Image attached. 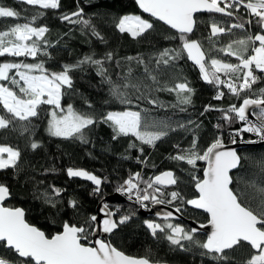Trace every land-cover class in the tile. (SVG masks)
Listing matches in <instances>:
<instances>
[{
  "label": "snow or ice",
  "instance_id": "6c2138e0",
  "mask_svg": "<svg viewBox=\"0 0 264 264\" xmlns=\"http://www.w3.org/2000/svg\"><path fill=\"white\" fill-rule=\"evenodd\" d=\"M18 2L30 6L35 12L28 22L15 23L7 30L0 31V57H24L38 62H0V131L10 129L18 131L21 136H30L33 118H38L41 111H46V130L52 137L78 139L87 143L85 129L103 123L112 129L114 140L131 137L139 141L140 145L155 148L158 141L168 136L169 131L176 130L170 122L150 119L147 115H142L141 111H107L97 116L95 113L78 111L71 104L65 107L62 105L65 89L73 87L70 73L84 65L94 66L96 75L109 85L110 95L121 104L132 105V97L135 96L137 101L146 100L153 106L164 107L152 94L166 91L175 94L176 104L172 107H178L192 103L194 89L186 79L171 85L162 83L161 67H175V62L186 55L198 67L201 79L217 89L213 99L222 100L226 94L222 89H227L231 96L242 100L239 105L231 104L227 108L206 105L201 115L218 111L225 124L242 123L243 126L236 129L233 136L242 138L243 133H251L264 141V87H253L264 81V0H135L143 13L174 31V35L165 38L178 39L180 46L164 48L148 60L127 57V60H136L138 65L143 66V75L134 77L129 68L116 81L111 79L105 67L106 61L113 60L112 52L99 59L93 55L84 56L74 64H63L59 71L46 68L45 62L38 60V57L49 56L47 48L52 46L46 39L49 29L47 26H36V21L45 14L42 10H58L61 0ZM241 9L252 19L245 20L240 16ZM201 12L229 18L226 24L211 22L207 39L210 49L235 58V63L212 56L199 40L192 38L197 23L196 14ZM19 17L18 11L0 5V18ZM60 19L69 24L80 25L82 32L87 30L102 43L106 42L93 21L84 18L82 8L77 7L75 11L61 15ZM114 24L119 33H126L133 40L143 37L155 27L153 21L139 15H124L117 18ZM253 24L257 28L255 34H251L246 28V25L250 28ZM234 29L245 34L217 48L221 36H235ZM85 104L89 109L93 107L87 100ZM45 105L49 108L43 109L42 106ZM180 110L186 109L181 107ZM250 115L254 116L255 122L249 118ZM179 127L184 128L185 125L180 124ZM215 127L219 130L223 125L218 123ZM232 143L235 144L236 140L232 139ZM39 147L38 142H30L33 151ZM137 147L135 142L129 144V148ZM174 147L177 154L169 159L184 162L193 170L191 176L196 193L194 198L185 201L178 191H171L167 194L170 199H161L165 195L163 189L177 183L172 171L162 172L148 180H144L141 173L136 172L115 191L127 195L130 200L135 196L142 208H147L145 202L162 205L181 200L207 214V224L199 225L200 229H211L210 233H205L204 240L195 238L198 228L186 230L168 222L172 218V212L164 214V224L144 221L153 237L158 232L164 233L170 244L181 250L188 251L191 247L201 249L200 255L215 261V264H233L235 257L232 253L242 249L248 251L249 255L238 264H264V180L259 185L249 182L248 189L251 191L233 187L234 178L231 173L241 166V157L236 150L226 148L221 136H216L206 148L200 149L198 137L193 132L189 147L181 148L179 144ZM139 151L143 154V147H139ZM20 160L21 151L18 148L0 144V171L11 168L18 172ZM137 162L146 163L139 158ZM198 162L205 165L202 176L195 174ZM258 166L261 173H264V161L258 162ZM66 172L69 178L90 181L95 186L93 192L100 193L104 183L102 178L83 169L69 167ZM141 183L145 185L143 188ZM49 188L50 191L45 189L39 198L55 208L60 203L57 198L61 197L64 189L54 185ZM10 196L8 186L0 183V249L11 254V258L0 255V264H155L147 256L126 255L102 239L88 242L90 236L99 232L111 234L131 219L130 215L113 219L115 212L109 210L107 203L100 209L104 217L102 220L97 215H90L82 224L65 221L62 231L49 236L26 221L22 208L4 206ZM68 207L77 210L78 202L69 200ZM175 210L179 212L180 208ZM184 242H188V247Z\"/></svg>",
  "mask_w": 264,
  "mask_h": 264
},
{
  "label": "trees",
  "instance_id": "16d2710c",
  "mask_svg": "<svg viewBox=\"0 0 264 264\" xmlns=\"http://www.w3.org/2000/svg\"><path fill=\"white\" fill-rule=\"evenodd\" d=\"M0 5L20 13L18 19L0 18V31L7 30L15 23L28 22L35 12L33 8L19 3L18 0H0ZM77 7L83 9L85 19L93 21L97 31L102 34L106 42L102 43L98 38L91 36L87 30L82 32L80 25L61 21V15L71 13ZM42 11L45 14L36 21V26H47L49 32L46 33V39L52 46L47 48L49 56L40 55L38 60L44 61L45 67L51 71H59L63 64H74L84 56L93 55L94 58L99 59L103 58L106 53L112 52L113 60L106 61L105 67L113 81L125 75L129 68L132 69L134 77H140L143 75V66L138 65L136 60H127V57H140L148 60L164 48L180 46L178 39L165 38L174 35V31L141 15L133 0H61V7L58 10ZM124 15H139L153 21L155 27L145 33L143 37L133 40L128 34H121L115 28L114 21ZM239 15L243 16L245 20L252 19L243 9ZM196 19L197 23L192 38L199 40L204 49L210 51L212 56L235 63V58L226 57L222 53L210 49L207 39L211 22L226 24L229 18L215 14H198ZM246 28L251 34H255L257 30L255 24L250 28L246 25ZM233 32L235 36L230 34L221 36L216 47L223 46L231 39L245 34L238 29H234ZM21 60L27 63L38 62L24 57H0V62H19ZM161 72L163 73L160 77L162 83L171 85L187 80L190 87L194 89L190 105L172 107L176 104V96L174 93L166 91L152 94L164 107L153 106L146 100L137 101L135 96L132 97L134 100L132 105L121 104L119 100L110 95L109 85L96 75L95 67L89 65H84L81 69L70 73L73 87L65 89L62 99V105L65 107L71 104L78 111L95 113L97 116L107 111L132 110L141 111L142 115H147L150 119L170 122L176 130L169 131L168 136L158 141L155 148L140 145L139 141H135L131 137H120L114 140L112 129L103 123L85 129L87 143H82L78 139L52 137L46 130L48 120L46 111H41L38 118H33V129L30 136L28 134L21 136L18 131L10 129L0 131V144L12 146L21 151L18 172L11 168L0 171V183L8 186L11 193L4 205L22 208L27 222L51 236L61 230L65 221L82 224L88 216L94 215L99 201L115 193L116 187L136 172H140L143 179L148 180L159 173L172 171L177 183L164 188L165 195L161 199H170L167 194L171 191H178L185 201L192 199L195 196L194 182L191 176L193 170L184 162L169 159L170 156L177 154L174 145L179 144L181 148L189 147L193 139V132L198 137L200 149L206 148L216 136H221L224 143L228 144L229 135L241 128L242 123L234 122L227 125L220 119L221 113L218 111H209L203 115L201 113L204 111V107L209 104L216 108H227L231 104L239 105L241 100L231 96L227 89H222L226 93L222 100L213 99L217 89L201 79L198 67L189 61L186 55L175 62V67L163 68L162 66ZM253 87L257 89L264 87V81ZM86 100L92 104L91 109L85 104ZM181 107L186 110L181 111ZM42 108L47 109L49 106L45 105ZM218 123L223 125L219 130L215 127ZM180 124L185 127L180 128ZM235 140L236 143H248V141H254V138L248 133H243L242 138L235 136ZM31 141L38 142L40 147L33 151L30 148ZM133 142L138 145L137 148H129V144ZM139 147H143V154L139 151ZM237 154L241 157V166L231 173L234 178L233 187L251 191L248 189L249 182L259 185L264 180V173H261L258 166V162L264 161V146H246L237 150ZM138 158L146 163H138ZM69 167L83 169L102 178L104 183L101 185L100 193H94V187L86 182L69 178L66 174ZM202 168L203 162H198L195 171L197 176H201ZM50 185L64 189L61 197L57 198L60 203L55 208L45 204L43 199L39 198L45 189L50 191ZM144 186L141 183V188ZM69 200L78 202L77 210L68 207ZM145 203L147 208L151 204L150 202ZM165 204L175 209L180 208V214L186 219L198 223L206 221V216L203 213L189 209L186 203H182L181 200ZM138 208L147 209L131 201L109 205V209L115 212L113 217L115 220L124 215L131 216L127 223L120 225L109 234L108 240L112 246L129 256H147L155 263L215 264V261L200 255L201 249L191 247L188 251L181 250L179 247L171 245L164 233L158 232L157 236L153 237L144 221L160 224H164L165 221L149 216L142 217L137 213ZM168 222L189 230L183 222ZM195 238L204 240L200 234H195ZM184 243L188 247V242ZM0 255L11 258V254L4 249H0ZM232 255L235 257L233 264H238L247 258L249 253L242 249L234 251Z\"/></svg>",
  "mask_w": 264,
  "mask_h": 264
},
{
  "label": "water",
  "instance_id": "95a60500",
  "mask_svg": "<svg viewBox=\"0 0 264 264\" xmlns=\"http://www.w3.org/2000/svg\"><path fill=\"white\" fill-rule=\"evenodd\" d=\"M134 4H135V7L137 9V11L143 15V16H146L152 20H154V18L150 17L147 13H143L142 10L138 7V5L135 3V0H133ZM198 14H215V15H220V14H216V13H207V12H201V13H197L196 15ZM222 16V15H220ZM159 22V21H157ZM162 24V22H159ZM163 25V24H162ZM166 26V25H164ZM167 27V26H166ZM168 28V27H167ZM169 29V28H168ZM171 30V29H170ZM173 31V30H172ZM242 102V100H241ZM240 102V103H241ZM258 110V109H257ZM250 112L252 110H249ZM250 119H252L253 121H255V118L254 116H249ZM226 148H229V149H234L236 150H239L241 148H244L246 146H264V141H260V142H256V143H242V142H237L235 144H225ZM203 167H205L204 163H203ZM203 170V168H202ZM234 171V170H233ZM67 174V172H66ZM161 174V173H159ZM158 174V175H159ZM201 176H202V171H201ZM74 179H77L79 181H83V182H86L88 184H90L92 187H95L90 181H86L82 178H76V177H73ZM171 186V185H170ZM169 187V186H167ZM194 192H195V188H194ZM196 195V193H195ZM195 197V196H194ZM193 197V198H194ZM8 200V199H7ZM6 200V201H7ZM5 201V202H6ZM127 200L123 199L122 197H120L117 193H113L109 196H106L104 197L102 200L99 201V203L97 204L96 208H95V211H94V215H97L99 219H103V213L100 211V209L102 208L103 204L104 203H107L108 205L110 204H122V203H125ZM4 202V203H5ZM5 206V205H4ZM186 206L191 209V210H194V211H198V212H201L203 213L205 216H206V221L203 223V224H207V214L204 213L202 210L200 209H195L193 208L192 206L190 205H187ZM7 207V206H6ZM110 210V209H109ZM168 212H172V218L169 220V221H180V222H183L187 227L188 229H191V228H198L199 230L197 231L196 234H200L204 237V239L206 238L205 236V233H210V227L208 228H203V229H200L199 228V225L201 223H198V222H195L193 220H190V219H186L185 217H183L180 212H177L175 210V208L171 207V206H168L166 204H162V205H153V204H150L149 207L147 209H140L138 208L137 209V213L142 216V217H153V218H156L158 220H163L164 221V214L168 213ZM114 219V218H113ZM62 231V228L61 230ZM59 231V232H60ZM54 235V234H53ZM108 236L109 234H106V233H103V232H99L97 235H93V236H90L89 237V241L88 242H92L94 241L95 239H102V240H105L106 242H109L108 240ZM110 243V242H109ZM155 264H167V263H155Z\"/></svg>",
  "mask_w": 264,
  "mask_h": 264
},
{
  "label": "built area",
  "instance_id": "2783aa9c",
  "mask_svg": "<svg viewBox=\"0 0 264 264\" xmlns=\"http://www.w3.org/2000/svg\"><path fill=\"white\" fill-rule=\"evenodd\" d=\"M248 134L251 135V136L254 138V141H256V142H260L259 137L255 136L254 134H251V133H248ZM232 139H235V136H233L232 133H231V134L229 135V137H228V142H229V143H232ZM232 144H233V143H232ZM122 183H123V182H121L117 187H119ZM117 187H116V188H117ZM115 193H117L120 197H122L123 199H125V200H127V201H131V202H133V203L138 204V203L136 202V200H135V196H133V198L130 200V199L128 198L127 195H121V194H119V193L116 192V191H115Z\"/></svg>",
  "mask_w": 264,
  "mask_h": 264
}]
</instances>
